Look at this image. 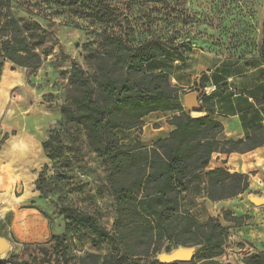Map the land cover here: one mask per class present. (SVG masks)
Here are the masks:
<instances>
[{"label":"rangeland","instance_id":"374dc122","mask_svg":"<svg viewBox=\"0 0 264 264\" xmlns=\"http://www.w3.org/2000/svg\"><path fill=\"white\" fill-rule=\"evenodd\" d=\"M17 1L16 14L39 22L55 35L57 42L47 40L45 47L50 48V54L35 72L11 62H6L2 69L0 238L7 239L10 245L6 259L47 264L35 250V246L46 243L23 241L30 233L25 222L47 213L50 225L64 227L66 222L58 209L62 206L92 216L108 232L114 230L115 220L102 160L88 147L84 130L61 119V107L68 103L72 89V61L63 55L89 73L87 51L96 49L105 31L126 38L134 46L156 39L176 49L196 48L236 61L264 62V0ZM104 4L107 11L111 8L114 18L109 24L100 25L95 14L104 11ZM50 138L52 144L45 151L43 144ZM41 174L48 199L41 196L35 185ZM180 212H188L200 224H206L209 217L202 198L190 191L182 196ZM245 217L234 226L241 228L251 219L249 215ZM251 230L261 234L259 228L235 232ZM227 233L220 257L227 255L229 261L230 228ZM94 238L91 232L71 226L63 249L51 264H62V253L69 264H104L105 257L115 254L116 245L105 239L97 249L92 243ZM179 248L166 244L157 256L129 258L115 264H167L163 257ZM208 254V250L194 247L192 260L177 264H212L206 259ZM253 255L257 254L246 252L242 261L245 263Z\"/></svg>","mask_w":264,"mask_h":264},{"label":"trees","instance_id":"16d2710c","mask_svg":"<svg viewBox=\"0 0 264 264\" xmlns=\"http://www.w3.org/2000/svg\"><path fill=\"white\" fill-rule=\"evenodd\" d=\"M17 0H0V76L6 62L35 72L50 54L47 40L57 42L55 35L37 21L16 14ZM95 14L100 25L109 24L114 16L106 10ZM178 50L160 40L134 46L124 37L101 34L96 49L85 58L90 72L72 61L71 91L68 103L61 107V119L84 130L88 147L102 160L106 186L113 200L114 230L108 232L95 218L76 208H58L66 222V234L53 236L46 244L35 246L44 263L51 264L64 247L71 226L91 232L93 246L100 248L105 239L116 245L115 254L104 258V264H115L129 258H151L160 254L166 244L184 248L202 247L209 251L212 264L220 257L227 242L228 229L219 217L200 224L188 212L181 213L183 194L220 202L237 198L249 189V175L230 173L223 168L208 171L214 154H246L264 147V124L254 125L251 135L229 140L223 125L212 118L213 104L207 96L209 82L202 76L204 92L201 112L185 111L174 103L179 88L165 72H149L150 62L165 56L166 50ZM197 91H198V85ZM263 107L264 99L259 102ZM179 112L170 121V136L151 148L140 143L125 145L117 131L140 129L144 119L153 113ZM52 138L43 144L46 151ZM37 191L48 199L42 184ZM223 219L237 224L247 218L222 211ZM168 251V250H167ZM62 264L69 260L62 253ZM264 264V255H253L245 264ZM0 264H36L0 257ZM177 264V263H174Z\"/></svg>","mask_w":264,"mask_h":264},{"label":"crops","instance_id":"0c3cea01","mask_svg":"<svg viewBox=\"0 0 264 264\" xmlns=\"http://www.w3.org/2000/svg\"><path fill=\"white\" fill-rule=\"evenodd\" d=\"M147 69L149 72H165L170 76L172 84L179 88L174 103L182 106L185 111H189L186 97L197 92V81L206 76L209 80L206 93L213 104L212 118L223 125L226 139H245L251 135L254 125L264 124L263 107L259 105L264 99V62L261 60L236 61L214 52L183 47L178 50L167 49L165 56L150 62ZM179 114L153 113L144 119L140 129L119 130L117 135L125 145L140 143L143 147L151 148L157 141L170 136L174 130L170 121ZM45 161L47 163L48 159L45 158ZM217 168L249 175L248 191L237 198L214 203L202 198L209 214L208 219L219 217L222 225L230 227L231 231L229 261H226L227 255H224L215 262L245 264L242 258L246 252L264 255V205L256 206L251 202L252 196L264 198V147L246 154L233 153L227 156L216 153L208 171ZM222 211H230L235 217L249 215L251 219L241 228L235 227L223 219ZM25 227L30 233L24 242L47 243L53 236L66 234V226L60 228L57 225L56 228L54 224L50 225L47 213L39 214L36 220L25 222ZM253 228L261 229V234L253 230L249 233H236L240 229ZM249 243L260 249H255Z\"/></svg>","mask_w":264,"mask_h":264},{"label":"water","instance_id":"95a60500","mask_svg":"<svg viewBox=\"0 0 264 264\" xmlns=\"http://www.w3.org/2000/svg\"><path fill=\"white\" fill-rule=\"evenodd\" d=\"M198 91L196 93L190 94L186 97V102L188 106V110L190 112H201L202 111V98L204 92L200 86V80L197 81ZM251 202L256 206L264 205V198L251 197ZM10 245L7 240L0 238V257L4 256L5 253L9 250ZM194 254V248H179L174 253L170 255H165L163 257V261L167 264L174 263H189Z\"/></svg>","mask_w":264,"mask_h":264}]
</instances>
